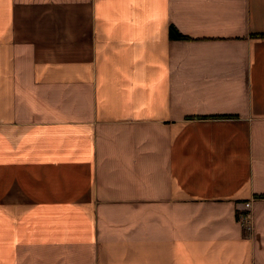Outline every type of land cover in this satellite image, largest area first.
<instances>
[{
    "label": "crops",
    "instance_id": "0c3cea01",
    "mask_svg": "<svg viewBox=\"0 0 264 264\" xmlns=\"http://www.w3.org/2000/svg\"><path fill=\"white\" fill-rule=\"evenodd\" d=\"M0 264H264V0H0Z\"/></svg>",
    "mask_w": 264,
    "mask_h": 264
},
{
    "label": "trees",
    "instance_id": "16d2710c",
    "mask_svg": "<svg viewBox=\"0 0 264 264\" xmlns=\"http://www.w3.org/2000/svg\"><path fill=\"white\" fill-rule=\"evenodd\" d=\"M169 34L172 39H184L185 38V36L182 33H180L178 29L174 26L170 27Z\"/></svg>",
    "mask_w": 264,
    "mask_h": 264
},
{
    "label": "built area",
    "instance_id": "2783aa9c",
    "mask_svg": "<svg viewBox=\"0 0 264 264\" xmlns=\"http://www.w3.org/2000/svg\"><path fill=\"white\" fill-rule=\"evenodd\" d=\"M246 207H247V208L250 207V203H249V202L246 203ZM246 216H247L246 213L240 214V215H239V219H240V220H244V219L246 218Z\"/></svg>",
    "mask_w": 264,
    "mask_h": 264
}]
</instances>
